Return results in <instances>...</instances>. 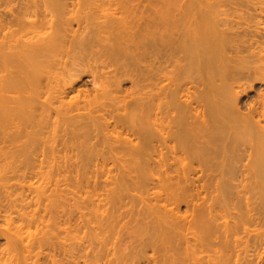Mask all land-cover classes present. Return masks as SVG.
Returning <instances> with one entry per match:
<instances>
[{"label": "bare ground", "instance_id": "1", "mask_svg": "<svg viewBox=\"0 0 264 264\" xmlns=\"http://www.w3.org/2000/svg\"><path fill=\"white\" fill-rule=\"evenodd\" d=\"M259 2L0 0V264H264Z\"/></svg>", "mask_w": 264, "mask_h": 264}, {"label": "rangeland", "instance_id": "2", "mask_svg": "<svg viewBox=\"0 0 264 264\" xmlns=\"http://www.w3.org/2000/svg\"><path fill=\"white\" fill-rule=\"evenodd\" d=\"M254 1V0H253ZM256 1V0H255ZM261 2H263L264 3V0H260V2L259 3H261ZM258 3V5L260 6L261 4H259ZM147 4V2H145V5ZM253 4V3H252ZM6 5V4H5ZM145 5H142L141 6V8L142 9H144L145 8ZM264 6V5H263ZM3 8H6V7H4V4H1L0 5V11H2L3 10ZM242 9H247V7H245V6H242L241 7ZM251 8H252V5H251ZM2 9V10H1ZM6 10V9H5ZM251 11L252 12H255V10L254 9H251ZM258 12H259V9H258ZM263 13H264V11H263ZM257 18V17H256ZM256 18H254V19H256ZM251 23H253V22H251ZM92 86V84L90 83L89 84V88ZM92 169V168H91ZM1 174V173H0ZM0 178H1V176H0ZM13 179H15V178H13ZM3 179H0V181H2ZM140 180V178H138V180H137V178H136V180H133L132 181V185H131V187L129 188V190L127 191L128 192V197L126 198V200H129V199H131L132 198V201H130V203H129V205L127 206V208H129L130 206H132V205H134V208H136V209H139V208H141V209H143V208H146L145 206H147V208L149 207V205H150V200H152V197L154 196L152 193H153V191L155 190V191H157V190H159V188L158 187H147L148 185H144L143 183H141L142 181H139ZM15 181H17V180H15ZM99 181H102V179L100 180L99 179ZM135 181V182H134ZM64 182V181H63ZM1 183V182H0ZM112 184V183H111ZM110 183L109 184H107L105 187H107V188H104V189H101L99 192L100 193H103L104 194V196H109L110 198H109V200L111 201L112 200V196H113V193H111V190L109 189L112 185H111ZM72 186L70 187L71 189L72 188H74L73 187V185L74 184H71ZM114 185V184H113ZM63 186H65V185H63ZM66 187V186H65ZM157 188V189H156ZM108 189L110 190V191H108ZM153 189V190H152ZM60 193V192H59ZM107 193H108V195H107ZM78 194V193H77ZM84 195V196H83ZM82 196H83V198L82 197H76V195H75V197H76V199H78L77 200V202H74V201H76V200H74V198L72 199V198H70L69 199V201H68V199H65L67 202H69V203H66V201H64V199H63V195H61L60 196V198L58 199V201L60 200V206H58L59 208H57V209H59V211H60V209H62L61 211L64 213V215L63 216H61L60 217V219L59 220H61V219H64V222H65V224H67V226H68V224L69 223H67L66 221H67V218H69L70 216L68 215V214H70L71 213V207H68V204H69V206L71 205V203H77V204H75V208H77V209H75L74 208V205L72 206L74 209H73V211H72V213H75L76 211L79 213V208H80V206H82L81 208L82 209H84L85 207H83V206H85V203L87 204L86 206H87V209H85L84 211H86V212H89V216L91 215L90 213H93L94 212V210L92 209V205L93 204H91V199L92 200H94V198H92L93 196H91L90 198H87V199H85V197H86V194H83ZM69 196H70V194H69ZM78 196H79V194H78ZM53 197V196H52ZM55 197V196H54ZM58 198V197H57ZM68 198V197H67ZM80 198V199H79ZM81 198L82 199H84L85 200V202L84 201H82L81 200ZM143 198H145L144 200H143ZM255 199H256V197H254ZM260 198L259 197H257V200H259ZM51 200V201H50ZM52 200H54V199H52L51 197H50V199H48V200H46L45 202H46V204H47V206L48 207H51L52 206V204L54 203ZM57 199H55L54 201L55 202H57L56 201ZM71 200H73V201H71ZM50 201V202H49ZM143 201H146L147 202V205H144V203L145 202H143ZM255 201V200H254ZM48 202V203H47ZM51 202H53L52 204H51ZM80 202V203H79ZM84 202V203H83ZM81 203H83V204H81ZM78 204H79V206H78ZM81 204V205H80ZM49 205H51V206H49ZM53 205H55L56 206V204H53ZM185 204L183 203V204H181V211H183V210H185V206H184ZM67 206V207H66ZM184 206V207H183ZM62 207V208H61ZM126 208V209H127ZM51 209H54V207L53 208H51ZM50 209V210H51ZM67 209V210H66ZM125 209V208H124ZM66 210V211H65ZM70 210V211H69ZM76 210V211H75ZM81 210V209H80ZM89 210H91V211H89ZM83 211V210H82ZM239 211H240V209H239ZM62 212H60V214H63ZM76 212V213H77ZM184 212V211H183ZM237 212H238V210H237ZM51 212H49V214H48V216H47V218L48 217H50L52 214H50ZM75 213V214H76ZM242 213V209H241V211H240V214ZM50 215V216H49ZM71 215V214H70ZM77 216H78V214H76ZM75 215V217H73L72 215H71V220H72V217L74 218L72 221L76 224L78 221L76 220V222L74 221L75 219H76V216ZM50 218H52L51 220H48L47 221V223H49L50 221L52 222L53 221V217H50ZM128 217H126L124 220H126ZM65 219H66V221H65ZM78 219V218H77ZM70 220V218L68 219V221ZM70 220V221H71ZM50 222V224H52ZM62 222V221H61ZM64 222H62V223H64ZM134 222H136V221H134ZM2 223V222H1ZM72 223V222H71ZM73 224V223H72ZM63 225V224H62ZM77 225V224H76ZM260 225V226H259ZM259 225H257V226H259V229H257L256 231L258 232H263L264 231V224L263 225H261V224H259ZM119 230H120V228H119ZM127 229L126 228H124L123 230H120V233L122 234V237H123V244L125 245V244H129L130 243V237H129V235L127 234ZM255 231V232H256ZM132 232H135V231H133L132 230ZM118 232L116 233V234H114L115 236H113V240L111 239V241H115L114 239H116L117 240V238H116V236H118ZM83 235V234H82ZM241 235H243L242 233H240V235L239 236H241ZM115 237V238H114ZM246 237V236H245ZM63 240H65V238L63 239ZM2 241V242H1ZM66 242H72V240H68V241H66ZM7 245L8 244H6V239H5V237H4V235H1L0 236V251H1V249L3 248V250H5V248H7ZM152 247L151 246H149V247H147V253H146V255H148V256H151L152 254H153V250L151 249ZM10 250H12V249H8V250H5L4 252H5V257L4 258H6V257H10V256H12L13 255V253L14 252H11L10 253ZM6 251H7V253H6ZM4 252H2L1 253V255H3V253ZM9 252V253H8ZM151 252V253H150ZM7 254V255H6ZM19 254V253H18ZM18 256H20V255H18ZM61 257H63V255L61 254L60 255ZM143 259V258H142ZM146 258H144L143 260H145ZM243 260V259H242ZM150 264H154V263H150Z\"/></svg>", "mask_w": 264, "mask_h": 264}]
</instances>
